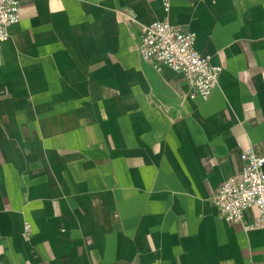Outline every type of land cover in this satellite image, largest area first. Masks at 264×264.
Segmentation results:
<instances>
[{"label": "crops", "instance_id": "0c3cea01", "mask_svg": "<svg viewBox=\"0 0 264 264\" xmlns=\"http://www.w3.org/2000/svg\"><path fill=\"white\" fill-rule=\"evenodd\" d=\"M166 17L223 67L207 100L139 52ZM251 145L264 0H21L0 47V264H264V226L212 202Z\"/></svg>", "mask_w": 264, "mask_h": 264}, {"label": "built area", "instance_id": "2783aa9c", "mask_svg": "<svg viewBox=\"0 0 264 264\" xmlns=\"http://www.w3.org/2000/svg\"><path fill=\"white\" fill-rule=\"evenodd\" d=\"M169 12L171 0H162ZM21 18V0H0V47L11 35V26ZM196 33L184 30L168 17L145 25L138 49L142 57L161 71L164 66L183 74L188 95L207 100L219 82L222 66L211 62V55L196 47ZM239 175L228 176L215 190L212 202L221 218L242 224L245 230L264 226V156L253 146L241 152ZM256 208L254 220L246 223L249 211ZM27 230L30 225L26 224Z\"/></svg>", "mask_w": 264, "mask_h": 264}]
</instances>
